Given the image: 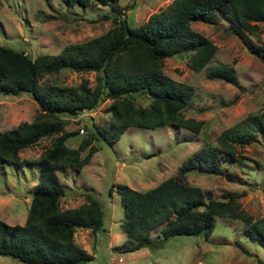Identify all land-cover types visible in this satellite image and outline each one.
Here are the masks:
<instances>
[{"label":"trees","instance_id":"obj_1","mask_svg":"<svg viewBox=\"0 0 264 264\" xmlns=\"http://www.w3.org/2000/svg\"><path fill=\"white\" fill-rule=\"evenodd\" d=\"M61 2L81 8L106 5L107 13L101 18L110 19L112 26L82 42L66 44L56 53H40L34 58L22 49L0 45V94L27 92L38 108L31 120L0 130V162H23L18 161L20 149L54 134L36 161L37 181L29 192L23 222L0 220V255L23 264H86L92 259L91 253L74 242L73 232L76 228L101 229V204L88 192L77 206L60 208L58 200L64 189L56 171L64 166L79 170L97 149L93 140L111 143L126 127L180 126L198 131L201 120L183 114L193 97V87L162 70L164 57L183 53L189 54L187 65L193 70L211 61L216 46L191 28L192 21L221 22L264 64V43L249 40L257 34V22H264V0H171L134 26L117 7V0ZM65 68L93 71L95 84L88 87L82 83L77 88L39 85L43 74ZM205 76L235 83L234 70L225 63L208 66ZM105 98L110 99L108 124L102 130L93 124L76 147L67 146L65 139L75 131L64 130L62 116L92 109ZM137 98L145 103H137ZM257 133L264 135V127L248 117L223 129L215 145L192 151L174 174L151 187L138 190L125 183L111 184L109 193L115 191L122 206L119 226L125 238L118 251L160 245L177 234L206 237L215 216L239 220L243 236L264 246V217L252 219L243 211L236 201L239 193L226 191L206 199L198 186L185 181L193 168L234 180L226 170L231 165L241 167L242 155L236 148L253 141Z\"/></svg>","mask_w":264,"mask_h":264},{"label":"rangeland","instance_id":"obj_2","mask_svg":"<svg viewBox=\"0 0 264 264\" xmlns=\"http://www.w3.org/2000/svg\"><path fill=\"white\" fill-rule=\"evenodd\" d=\"M170 1L117 0V7L134 26ZM127 4L130 6L124 7ZM107 10L106 5L81 8L64 5L61 0H1L0 45L22 49L31 58L40 53L53 54L66 44L82 42L110 28L111 20L101 18ZM190 25L215 44L211 61L193 70L187 65L189 54L183 53L164 57L162 70L193 87V97L183 114L201 120L198 131L180 126L126 127L111 143L101 138L93 140L97 149L79 170L64 166L56 171L64 189L58 200L60 208L77 206L86 200L85 194L89 192L103 210L101 229L93 232L76 228L73 232L74 242L92 254L86 264H264V246L243 236V224L239 220L219 216L214 217L212 230L206 237L177 234L160 245L118 251L125 238L119 226L122 206L118 194L113 190L109 193L111 184L113 187L115 183H125L144 190L174 174L192 151L207 144L215 145L223 129L248 117L259 120L264 127V64L221 22L192 21ZM257 27L256 36H250L249 40L264 43V22H257ZM218 63L232 66L235 83L205 76V69ZM94 75L93 71L65 68L43 74L39 85L77 88L83 83L92 87ZM109 102L105 98L92 109L63 115L64 130L75 131L65 139V144L76 147L93 124L104 129L110 120L106 110ZM136 102L145 103L138 98ZM37 109L27 92L0 94V130L31 120ZM53 136L41 137L31 146L20 149L18 161L23 162H0V220L8 224L23 222L29 192L37 181L36 161ZM236 152L242 155L241 167L231 165L226 170L234 180L193 168L185 175V181L198 186L206 199L235 191L239 193L236 201L243 211L252 219L264 217V135L255 134L253 141L238 146ZM0 264L23 263L0 255Z\"/></svg>","mask_w":264,"mask_h":264}]
</instances>
